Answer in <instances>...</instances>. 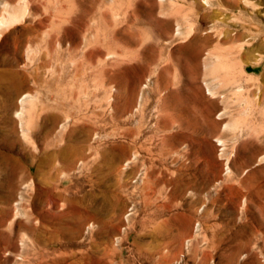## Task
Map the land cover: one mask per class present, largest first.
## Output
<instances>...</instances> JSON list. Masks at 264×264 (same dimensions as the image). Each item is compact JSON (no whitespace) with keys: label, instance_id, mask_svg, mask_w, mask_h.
Masks as SVG:
<instances>
[{"label":"rangeland","instance_id":"1","mask_svg":"<svg viewBox=\"0 0 264 264\" xmlns=\"http://www.w3.org/2000/svg\"><path fill=\"white\" fill-rule=\"evenodd\" d=\"M2 18L0 72L17 63L27 81L8 118L0 75V264H264V0H0ZM50 61L66 72L52 101L63 88L73 105L58 146L92 127L68 165L42 154L43 114H15L49 89L28 70ZM129 97L148 135L150 119L174 122L110 169Z\"/></svg>","mask_w":264,"mask_h":264},{"label":"bare ground","instance_id":"2","mask_svg":"<svg viewBox=\"0 0 264 264\" xmlns=\"http://www.w3.org/2000/svg\"><path fill=\"white\" fill-rule=\"evenodd\" d=\"M245 1H247V0H245ZM205 3L209 4V0H205ZM6 22H7V19L2 18L0 20V26L5 24ZM177 29H179V28H177ZM176 34L177 35L181 34V31L177 30ZM64 41H68L67 43L71 47L76 46L75 43L69 42L70 40L68 39L66 34L62 38L59 39V43L61 46H62ZM60 45H59V47H60ZM61 49H63V47ZM250 49L251 48H249V50ZM247 53H248V51H247ZM207 54H209V53H207ZM28 58H30V57H28ZM16 64L17 63H13L10 68L4 69L0 72V75L3 77H6L8 79V83H9L8 85L4 86L2 89V91L4 93V97H5V101H3L4 102L3 107H4L5 111L7 112L6 114H7L8 118H9L8 114H9V112L13 106V103H14L13 100H14L15 95L17 94L18 91H20L23 84H25V82L27 81V74L24 71H21L17 67H15ZM21 65H23L25 67L27 65V62H24ZM217 65H218V63H216V66ZM219 65H221V62H219ZM214 66H215V64H214ZM234 66L235 65L233 62V67ZM38 69H41V70H37L35 72L28 70V72L31 74L34 81L42 80V78L44 76H48L50 78L49 79L47 77L49 79V81H46V79H43L44 81L43 80L42 81L44 82V85L47 86L49 89L47 90V92L45 94H44V92H42V90H39V89H37L33 92L27 91V92L23 93L21 95V97L19 98V108L15 111V114L19 118H21V122H22V117L24 116V114H26L27 115V117H26L27 121L26 122L28 124V127L34 118L40 117L43 114L41 129L36 132L40 137H42L43 139L46 140L45 146L43 147V150H42V154L46 155L49 158L56 156V157L60 158L65 165H68L72 162V160L74 159V157L76 155L83 154V151L85 150L84 149V147H85L84 142L85 141L87 142L86 145L88 144V148L93 147V145H92L93 143L88 141L92 127L90 124H82V125L72 126V128L68 132V140L66 142L64 141V143H65L64 145L58 146L57 141H59L63 138L64 130L71 120L70 108L73 105H70L68 103V101L66 100L67 94L65 93V90H63V88H62V92H60L62 94V99L58 100L57 102L55 100L52 101L53 99H56L55 97H53V93H56V90H55V88H53L51 86V84H53V82H55L54 80H56V79H57V81H56L57 85H61L64 82H66L65 81L66 80L65 79L66 78V72L64 70V67L61 64H59L57 61H55V62H51V61L50 62H44L43 64H41L38 67ZM234 70H236V68ZM76 71H77V69H76ZM229 71H230V69H229ZM231 72H233V70ZM207 88L209 89V93L212 94L215 92L214 90H211L210 87H207ZM169 90L170 91H168V93H163V96L160 97L162 99V101H164V102L166 100L169 101V99L171 97L175 96L178 93L177 92L178 90H176V89H169ZM182 96H184V95H182ZM144 104H145V102L144 103L138 102L136 105H133V98L129 97L128 99H126L125 107L123 110L124 111L123 114H125V124H127V127L124 131V134H123V138L126 140V143L123 142V144H121V145L114 144L111 147L108 146L109 148L107 147V149L105 150L104 155L107 159L106 164L108 165V167L110 169H114V168L118 167V165L120 163L123 166H126L127 163H129V162H136L140 152L143 150L145 152V149L147 148L146 143H148V141L156 139L157 136L160 135L159 133L161 131V128H163V130L168 133V129H169L170 125H172V123L174 122L172 119H170V117L168 115L165 116L167 113H165L164 117H161V118L156 117L154 120L150 119V122H151L153 129H152V134L148 135L147 134V128L149 126L146 125V121H148V115L145 113ZM170 106H171V104H170ZM170 115H172V114H170ZM78 116H79V114H78ZM72 118H73V115H72ZM77 121H78L77 118H73L74 123H77ZM72 124H70V126ZM124 139H123V141H125ZM30 141L32 142V140H30ZM150 143H154V142L152 141ZM32 155H35V154L32 152ZM44 162H45V158L40 156V157L36 158L35 160L31 161L29 168L35 167L37 169ZM35 206H37V205H35ZM16 213H18V211H16ZM36 221H38V219ZM162 234H163V237L161 240L162 243H165V244L170 243L173 240V236L171 234L164 233V231L162 232ZM36 255L38 257V258H36L37 261L43 259L44 250L40 251ZM21 256H22V254H21Z\"/></svg>","mask_w":264,"mask_h":264}]
</instances>
